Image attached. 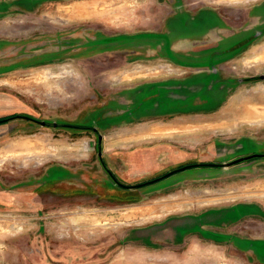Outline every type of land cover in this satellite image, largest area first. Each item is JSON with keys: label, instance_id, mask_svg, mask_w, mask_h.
Segmentation results:
<instances>
[{"label": "rangeland", "instance_id": "obj_1", "mask_svg": "<svg viewBox=\"0 0 264 264\" xmlns=\"http://www.w3.org/2000/svg\"><path fill=\"white\" fill-rule=\"evenodd\" d=\"M173 1L163 4L165 13L179 10L166 40L115 34L136 29L135 12L140 8L144 15L149 0H0V112L28 110L52 120L89 111L87 123L105 126L103 155L122 177L129 176L123 155L135 154L139 163L148 160L138 164L131 181L167 169L164 144L184 148L183 156L197 161L220 162L263 150L264 0H197L193 6L189 0ZM181 2L185 6L176 9ZM82 6L100 14H73ZM172 42L192 51L174 54L166 48ZM158 45L162 50L151 51ZM170 69L177 74H168ZM91 76L100 82L89 83V90ZM73 77L84 81L85 91L72 88ZM178 120L196 124L197 135L172 136L167 123ZM202 122L211 126L201 128ZM130 129L149 140L118 143ZM94 139L91 131L40 128L23 120L0 125V264H185L197 238L173 235L192 227L207 239L203 221L209 214L224 220L218 231L264 237V158L177 172L132 191V203L125 195L129 191L121 198L115 191L100 198L69 196L75 188L103 182ZM153 162L158 167L150 168ZM51 165L81 172L85 182L60 181L56 187L67 188L66 197L45 181ZM172 180L179 182L167 191ZM19 199L26 211L1 210V203ZM49 204L59 209L54 212ZM39 211L52 214L40 226L34 219ZM216 249L212 264H261L236 245Z\"/></svg>", "mask_w": 264, "mask_h": 264}, {"label": "flooded vegetation", "instance_id": "obj_2", "mask_svg": "<svg viewBox=\"0 0 264 264\" xmlns=\"http://www.w3.org/2000/svg\"><path fill=\"white\" fill-rule=\"evenodd\" d=\"M167 1H171V0H167ZM176 1L179 2L181 0H176ZM77 45H80V44L76 43L75 46H77ZM69 51H71L70 55H74L76 50H75V48H70ZM56 52H59V50H56ZM41 53L42 52H40V54ZM60 60H62L61 57L51 58L49 60L47 59L46 61L55 62V61H60ZM73 60H75V59L73 58ZM76 60L79 61L78 57ZM93 77L94 76H91L88 78L92 79ZM95 78H97V76H95ZM10 110L11 111L7 112L8 109L6 108L5 110L0 112V125H4V124L9 123V122L14 121V120H23L27 123L34 124L40 128L55 129V128L60 127V128H66V129L87 130V131H91L95 135V139L92 141V145L96 148L95 159L97 161V165L99 166V168L101 170L100 171L101 177L103 176V178H104L103 182H101L102 184L99 183L98 181H97L98 183H96V181H94L95 184H98L97 186H95V184H92L93 186H83L80 189L74 187L75 189H78V190H75L76 192L73 191L71 194L67 193L68 192V190H66L67 188L65 190H63L64 188L56 187V186H58L57 184L60 183V181H62L64 178H67V179H71V180L76 181V183H78V184H83L85 182L86 176H83L81 172H76V171L71 172V171L65 170L64 168H62L60 166L51 165L50 166L51 170L49 171V179L45 180V181L46 182L50 181L51 187L53 188L52 190L60 189V191L62 192V194L64 196H66L67 194L68 195L70 194L69 196H75L77 194L90 195V193H91L92 195L100 198V197H102L101 195H104V194L106 195L107 193L110 194L111 193L110 191H115L114 194L118 195L121 198L122 191H129L130 193H126L125 195L130 196L129 200H130V203H132L131 200H133L134 197H136V193L132 194V191H136L138 189H143V188L149 187L153 183H157V182L164 181V180H170L171 177L177 175V172H180V171H183V170H186L189 168H198V167L225 168V167H221L219 165H209V164H220L223 162H229V161L235 160L237 158H244V159L237 162V163H234L230 166L237 165V164H239L241 162H245V161H252L256 158H264V149L263 150L253 149L252 151H248L246 153L234 156V157L227 159V160H222L220 162L203 161V160L197 161V158H195V157L187 158V157L183 156V153L185 152L184 148H181L180 146L175 145V144H164V146H162V147L165 149L163 153L165 154V159L168 161V164H166L167 169H165V170H163V172L157 173L155 175L150 174L151 173L150 172V173L145 175L147 177L145 179H142V180L140 179L138 181H131L132 177H136V175H134L135 174L134 170H136V167L138 166V164H137V166L135 164V160H134L135 158L132 157L135 154L130 153L128 156H127V154H125L123 156L121 155L122 159L123 158L125 159V160H123V162H124V165L127 166L128 174H129V176L122 177L114 169L113 166L109 165L110 162L107 159H105V157L103 155V152L105 150L104 149L105 137H104V133H102L101 130H105V126L99 125V124H93L91 122H90L91 124L87 123L88 119H87L86 115H88L90 113L89 111H86L85 109H83V110H80L77 115H75V116L72 115L73 117L68 118L67 116H61V115L56 116L55 115L57 118L53 117L52 120H47L45 118L33 116L28 110L13 109V108ZM81 115H83V116L85 115L86 118H81L80 117ZM99 119L100 118H98V120ZM242 137L245 139L246 142L248 140H251L247 135H244ZM155 146H157V144L153 145L151 147H155ZM253 146H255V145H253ZM182 161H183V163H181ZM200 164H203V165H200ZM185 166H188V167H185ZM230 166H228V167H230ZM53 168H54V170H52ZM58 168L60 170H62L61 172L59 171L60 173L57 171ZM174 170H177V171H174ZM171 171H172V173L167 175V173H169ZM89 173L94 174L95 171H89ZM125 178H130V180H127ZM152 180H154V181H152ZM45 181L41 180L40 184H43ZM178 182L179 181H175V180L169 181L167 183L168 188H166V190L167 191L172 190L170 187H174V185ZM135 184H142V185L134 187V188L128 187L130 185H135ZM52 185H54L55 188ZM88 185H90V184L88 183ZM22 201L23 200L19 199L16 203H1V205L3 207L1 210L2 211H11V210H13L11 208H15L14 210H17V211H21V212L26 211L28 206L25 202H22ZM48 206L56 207L54 212H56V210L59 209L57 204H49ZM66 207H68V206H66ZM39 209H42V208L35 207V210L38 211ZM38 213H40L39 217H36L34 219L38 221L37 223L39 226L42 225V223L40 221H42L45 218H48V217L51 218L52 217V216H50L52 214H50L49 211H45V212L39 211ZM59 214L61 215L64 213H59ZM59 214H54V217H57ZM176 233L178 235L181 232H179V233L176 232ZM143 240H145V239H143ZM146 240H145V242L147 243ZM147 244H149V243H147Z\"/></svg>", "mask_w": 264, "mask_h": 264}, {"label": "crops", "instance_id": "obj_3", "mask_svg": "<svg viewBox=\"0 0 264 264\" xmlns=\"http://www.w3.org/2000/svg\"><path fill=\"white\" fill-rule=\"evenodd\" d=\"M135 1H139V0H135ZM151 1V5H147L145 7V14L144 15H139L140 13V8H137V12H135V14H137L138 16V20H136L135 26H137L136 29L131 30V31H123V32H118L115 33L116 35H125V36H165L166 40L168 35L171 34V32H173V28L170 26L169 22L172 18L177 17L178 16V11H174L172 14L170 12L165 13L164 8H163V4H169L170 1L167 0H149ZM185 2V0L183 1ZM181 2L182 4H176L174 7L176 9H179L180 6H185V3ZM197 2V0H189L188 4L189 6H193L195 3ZM143 9V8H142ZM89 13V15H99L100 13L94 12V10L89 11L88 9H86V6H82L81 8H78L77 10L73 11V14H77V15H81V14H87ZM197 13V12H196ZM195 12L193 14H196ZM185 14V13H184ZM191 19H197L196 15H193V17H190ZM133 24V22H132ZM142 27H146V28H142ZM212 28L208 29L207 31L211 30ZM135 39V38H134ZM136 40V39H135ZM151 47V51H153L154 53H156V51L158 50H162V45H158L157 48L154 46H150ZM166 48L170 51H172L174 54H181L182 56H185V54H188L187 51L191 50L192 48L187 47L186 44L183 43H179V42H172L171 44H167ZM194 50V49H193ZM153 56V54L151 55ZM156 57V56H153ZM156 59H153V61H155ZM167 60L170 63H174L177 64L176 66H186L181 62H173L171 59H164ZM188 67V66H187ZM171 71L168 73H172L174 69H170ZM172 74L176 75L177 72H173ZM72 81V88L74 90H82L85 91L84 89V81L82 82L81 79H79L78 77H73ZM120 81V80H118ZM100 82L99 79L96 78L95 79H86V83L88 84L89 90L90 85L89 83H94L93 86H96L95 83ZM81 83V84H78ZM81 85V88H80ZM84 89V90H83ZM81 92V91H80ZM258 98V97H257ZM255 98V99H257ZM261 98V97H259ZM254 99V100H255ZM169 124L168 126H170V128H168V130L171 131L172 136H176L179 137V134H182L184 136H190L191 134L193 135H197V125L196 124H190V123H184L181 122V120H178L177 122H171V123H167ZM210 123L208 122H202L199 124V127L201 128H207ZM175 126V127H174ZM190 127H195L194 129L196 130L194 132V130L190 131ZM172 129V130H171ZM189 130V131H188ZM174 131V132H172ZM177 132V133H176ZM187 133V134H185ZM190 134V135H189ZM147 135V134H146ZM142 136V137H138V133L137 132H132V130L130 129V133L127 134L125 136V138L117 140V142L119 143H124V146L126 144L127 145H132V144H137L140 141H148L149 137L148 136ZM192 135V136H193ZM169 138L170 140H174V141H178L177 138ZM159 141V140H157ZM129 143V144H128ZM150 153V152H148ZM135 159V164L137 166V164H141L143 162H146L148 160H145L144 158L141 159V163H139L137 156L134 157ZM151 162V161H150ZM147 163V162H146ZM151 167L150 168H155L158 167L159 164H157L156 162H153L152 164H150ZM224 220H220L219 218H216V214H209L207 215V218L203 221L204 224H207L206 228H205V232L206 235L205 236H209L207 237V239H203L202 238V234L201 230L199 231V229L197 230V228H192V227H183L180 234H178L177 236L174 234L173 238L175 239V237L177 239L179 238H183L184 236H186V234H194L195 237L197 238V242L194 241L192 244V247H189L190 252H193L194 255L192 256H188L186 258L183 259V263L185 264H193L195 262V264H212L210 262L211 259V255H213L214 251H216L218 248V246L225 244V243H229L232 245H236L237 248L241 249L244 252H251L253 253V256L255 258L258 259L259 263L264 264V237L262 238V240L256 239V238H252L250 236H239L237 234H234L233 232L231 233L230 231H218V228L216 227L217 225L219 226V223L222 222ZM226 221V220H225ZM213 225V226H212ZM198 233V236H197ZM262 237V236H259ZM201 238V239H200ZM209 238V239H208ZM218 252V251H217ZM217 255V254H216ZM171 258V257H168ZM169 261V260H168ZM219 264V263H218Z\"/></svg>", "mask_w": 264, "mask_h": 264}, {"label": "water", "instance_id": "obj_4", "mask_svg": "<svg viewBox=\"0 0 264 264\" xmlns=\"http://www.w3.org/2000/svg\"><path fill=\"white\" fill-rule=\"evenodd\" d=\"M244 158H237V159H235V160H232V161H229V162H223V163H220V164H209V165H219V166H221V167H228V166H230V165H232V164H234V163H237V162H239V161H241V160H243ZM198 165V164H197ZM200 165H203V164H200ZM185 167H188V166H185ZM182 169V168H181ZM174 171H177V170H174ZM173 171V172H174ZM170 173H172V171L171 172H169V173H167V175L168 174H170ZM152 181H154V180H152ZM140 185H142V184H135V185H130V186H128L129 188H134V187H137V186H140Z\"/></svg>", "mask_w": 264, "mask_h": 264}]
</instances>
